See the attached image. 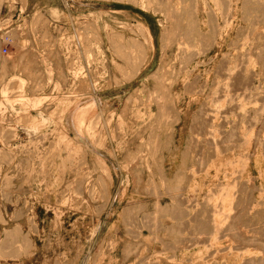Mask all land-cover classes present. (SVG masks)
Returning a JSON list of instances; mask_svg holds the SVG:
<instances>
[{"label":"rangeland","instance_id":"obj_1","mask_svg":"<svg viewBox=\"0 0 264 264\" xmlns=\"http://www.w3.org/2000/svg\"><path fill=\"white\" fill-rule=\"evenodd\" d=\"M17 1L19 0H4L0 10V264H207V262L208 264H211V262L212 264H228L231 251L237 247L235 240H239L236 231L231 230L232 232H230V226L232 227L234 218L237 215L236 207L239 202L245 203L246 201L247 203L252 200L254 183L264 190V172L260 173L261 170H264V163H262L264 161L262 157L264 156V109H262L264 107V23L262 25L258 23L261 25L258 26L256 23L258 19H251V17H257L258 10V17L261 12L264 15L263 10H260L263 8L264 0L261 1L262 8L258 6L259 9L257 4H254L256 8H253L250 0H247L249 3L245 2L246 0H217L219 4L214 0H199L200 14H197V20H194L195 14L193 12L194 16L192 18H190L192 13L188 12L193 11L190 5L193 0H190L191 2L188 0L189 5L188 2L184 5L183 0H137L138 4L129 0H20L23 9L18 12L16 22L3 21V6L7 3L13 5ZM46 2H48L47 5ZM204 2L210 3L209 5L213 9L210 11L211 8L206 7ZM232 3L237 9L234 19L230 18L229 9ZM244 3L247 8L251 5L250 7L255 13L251 8H248V16L251 15L250 13L254 14L249 19L246 15L247 8L244 7ZM34 4L36 5L35 9H33ZM220 4H223V6ZM248 4L250 5L248 6ZM258 5L260 4L258 3ZM40 6L44 7L41 8ZM217 6H219V9ZM53 9L58 11L59 18H65L62 21L61 19L56 20L57 22L53 21ZM181 9L185 13H180ZM163 10L166 13H168L166 10H173L170 11L172 15L169 12L168 17L175 15L179 21L177 22L175 16H173L174 19L170 18L168 21L169 18L166 19L167 14ZM219 10L223 11V15ZM45 11L51 16H48ZM213 11L218 17V22L215 21L214 26L216 32H212ZM6 12L5 10L4 15ZM188 13L190 14L188 15ZM38 14L40 15L38 16ZM182 14L184 17H182ZM188 17L189 21L185 22ZM180 18L183 20H180ZM227 19L230 20L231 25L225 24L228 22ZM43 20L47 22H43ZM173 20L175 28L172 24ZM253 20H255L257 26ZM191 21L200 24L199 28L204 31L201 38H205L207 42H205V39H201L202 42L200 41L199 34L194 31L195 29L198 32L197 29L199 28L194 25V22L191 24ZM250 22L252 23L250 24ZM175 23H181L182 28L178 27L179 24L176 26ZM186 23H189L192 27L195 26L193 28L195 35L191 31L193 34L191 37L192 34L187 32L189 37L185 40L186 36L184 34L187 30L184 27H187ZM35 24L37 25L35 26ZM171 24L173 25L172 29ZM141 25L149 30L152 38L149 37V33L146 31V38H144L143 33L138 29ZM225 25H227L226 28ZM166 27L171 34L168 38L171 37V39L168 40L170 43L167 42V47L164 46L165 49H163L162 37L168 31ZM180 28L181 30H179ZM221 28L223 29L221 30ZM172 30L173 32L176 31V34L171 33ZM47 31L48 33H46ZM78 31L80 34H78ZM219 31L222 33L220 36L218 35ZM79 35H82L83 38ZM209 36L215 42H212ZM5 37H9L13 42L10 45L3 43L1 39ZM145 39L147 42H145ZM150 39L154 44L155 51L152 55L148 51L147 58L150 54L148 68L143 67L138 75L133 77L129 75L128 77L127 58L130 57L131 51L124 49L127 47L126 44L135 41L138 45L140 43L141 46L148 49ZM188 39H192L195 45L191 44L192 41L190 44L185 43ZM115 41L122 48V52H115L114 46L111 45ZM210 41L211 43H209ZM183 46V51H186L181 53L180 50ZM5 47L8 49V54L2 55L1 52ZM260 51L263 53H260ZM176 59L177 64L174 63ZM167 64L168 66H166ZM158 67L163 69H161L164 73H162L164 75V77L162 75V81L164 78L165 81L160 80L158 87H155L154 81L149 78L151 74L158 71ZM194 69L195 73H193ZM173 70H175V73H173ZM125 75L127 76L125 77ZM175 81H178V83L175 84ZM21 82L25 83L23 87ZM161 82L165 83L163 84V86L165 85L164 88L162 86L160 88ZM188 82L195 87L186 91L188 85L186 83ZM174 84L173 92L171 90L170 93L169 86ZM225 86L229 89L227 90ZM5 87L9 88L6 95L3 94ZM152 88H155L153 92L158 90L157 92L160 95L157 92V94L153 93ZM158 88L165 91L159 92L160 89ZM167 91L169 92V98H167ZM161 93H164V96L167 94L165 96L167 99L174 100L175 98L177 101L178 111L176 110V113L178 112L181 118L180 123L176 125L178 144L181 136L184 139L180 154L186 150L188 142L195 138L193 136L197 133L195 117H200L199 113L205 107L210 108L208 111L209 118L212 119L214 115H217L214 118L217 120L215 123L217 127L222 129L221 134L218 135L220 138H218L219 148L217 147V149L219 151H217L218 160L216 162V168L218 169L210 167V162L207 165L204 163L203 166L205 165V167L201 166L194 156V161H191L192 158L189 157L187 163H185L187 165H185L181 159L182 155L181 158H177V164L173 167L168 158L179 156L174 147L173 153H166V158L170 157L167 158L168 161L166 166H163L164 168L161 167V151L154 153L155 156L152 157L153 150L161 147L162 141L158 137L159 134H162V131L170 126L168 125L169 122H166L168 119L166 118L165 121L164 117H160L157 106L152 102L157 98V95L162 97ZM154 94L156 97H154ZM225 94L227 97L223 99ZM150 99L151 101H149ZM90 104L96 105H93L94 108L88 114L81 132L78 133V125L80 124L79 121L74 122V116L80 108L88 107ZM214 111H218V113ZM243 118H246V120ZM97 120L100 121L97 122L98 124L95 123ZM90 123L95 124L94 127L97 128H94L96 132L94 138L87 132L86 126ZM246 123H248V126ZM75 127H77V130ZM223 132L224 134H222ZM10 133L11 135H9ZM234 134L235 136H233ZM13 135L16 137H13ZM226 135L228 136L226 140H230L229 142H224ZM41 137H45V141L40 142L39 138ZM62 139L64 140L63 143L61 142ZM260 140L261 145L258 143ZM241 141H245L243 142L244 145L246 142L249 143V146L248 144H246L248 147L243 146V143H240ZM58 142L62 144L58 145ZM98 142L104 145L102 146ZM52 143H54L56 149H52L54 147ZM226 143L227 146L229 145L228 147ZM238 144L241 145L239 148ZM219 152L227 155H220ZM33 153L34 156H31ZM246 153L251 156V166L241 173L243 171V168H241L243 167L241 164L242 158L246 159L248 157ZM245 155L246 158H244ZM239 156L241 157L240 162L238 161ZM133 160L137 161L133 162ZM63 161L66 165L65 168ZM231 163L236 166L231 167ZM156 166L159 169L155 170ZM150 167L152 170H150ZM172 167L173 172L171 171ZM181 167L186 168L181 171V182L178 183L172 176H175L179 169L182 170ZM104 168L108 170V173ZM186 169L188 170L186 171ZM217 170L220 172H217ZM150 171H153L154 178L151 177ZM166 171L171 174L168 181L166 173L163 174ZM184 173H186V176H184ZM109 174L111 175L110 179ZM162 176L167 178H165V182ZM171 179H174L173 182L171 181L172 183L170 182ZM195 179L198 182L202 181L204 186L193 189ZM176 184L179 185L176 187ZM180 184H182V187ZM223 186L227 189L223 190ZM211 189L214 193L217 190L214 196H212L214 193L211 192ZM221 189L223 194L226 190V192L231 191L230 194L223 195L226 197L225 199L222 197V202L223 200L226 201L223 203L225 204L224 208H229L228 205H232L235 211L232 206L224 211L225 215L229 213L230 221H228V217L225 219V215H222L221 219H224L221 223L224 226L222 228L221 225L220 229L223 231L219 230L215 234L217 231L214 232L211 217L213 214L212 205L215 202H220H218V199L221 200V194L218 192L222 191ZM259 194L261 195L259 196ZM171 195L176 198L173 200V197L170 198ZM233 195L236 197L233 198ZM215 196L216 198L213 199ZM256 196L261 203L264 202V192H257ZM260 198H263V201ZM190 199L191 201H189ZM65 200H68L67 203H64ZM187 201L190 203L188 202V204ZM208 202L210 204L205 205ZM179 205L180 208H177L176 206ZM175 207L176 211H180V214L174 212ZM185 208L186 211L188 209V212H185L186 214L184 213ZM233 211L236 213L230 215ZM181 213L186 216L184 217ZM174 214L178 217L174 218L176 216ZM179 217L181 218L179 219ZM224 220H227V223ZM156 224H158L157 228ZM169 229L173 230V234ZM175 229L178 231H175ZM8 231H14L13 233L19 231L18 238L9 241L7 238ZM214 238L216 239L214 240ZM188 240H191V245H189ZM181 242L183 243L181 244ZM196 244L199 246L196 247ZM193 245L194 247H191ZM224 258L225 260H223Z\"/></svg>","mask_w":264,"mask_h":264},{"label":"bare ground","instance_id":"obj_2","mask_svg":"<svg viewBox=\"0 0 264 264\" xmlns=\"http://www.w3.org/2000/svg\"><path fill=\"white\" fill-rule=\"evenodd\" d=\"M3 1L4 0H0V10H1V7H2V4H3ZM121 1V0H120ZM124 1V0H123ZM129 1H131V2H135V4L137 3V0H129ZM171 1V0H170ZM190 1V0H189ZM214 1H217V0H214ZM220 1V0H219ZM219 1H217L218 2V4H219ZM231 1V0H230ZM249 1V0H248ZM247 0L245 1V2H248ZM262 0H250V2L252 3V5H253V8L255 7V5L257 4V8L259 9V7L258 6H260V8H262V2H261ZM168 2V1H167ZM166 2V3H167ZM186 2H188V0H183L182 1V3L184 4V3H186ZM191 2V1H190ZM217 2H215V3H217ZM255 2V3H254ZM26 3V2H25ZM24 3V4H25ZM164 3V2H163ZM179 3V2H178ZM231 3V2H230ZM236 3V2H235ZM249 3V2H248ZM258 3L260 4V5H258ZM138 4V3H137ZM187 4V3H186ZM204 4L206 5V7H209V8H211L210 6L211 5H209L210 3H208V2H204ZM225 4V3H224ZM255 4V5H254ZM170 5V4H169ZM180 5V4H179ZM185 5V4H184ZM188 5H189V2H188ZM191 5V7H192V9H193V11H188V12H193L194 14H195V18H194V20H197L198 19V15L197 14H200L199 13V10H200V3H199V0H193L192 1V3L190 4ZM217 5V4H216ZM220 5H222L223 6V4H220ZM226 5V4H225ZM224 5V6H225ZM237 5V4H236ZM250 4H248V6H249ZM145 6V5H144ZM164 6V5H163ZM172 6V5H171ZM183 6V5H182ZM228 6H229V4H228ZM246 6V7H245ZM251 6V5H250ZM248 7V8H251L252 9V7ZM168 7V6H167ZM166 7V8H167ZM189 8H191L190 6H188ZM187 7V8H188ZM218 7V9H219V6H217ZM235 7L236 6H234V3H232V4H230V18H232V19H234L235 18V13H236V11H237V9H235ZM244 7L245 8H247V5L244 3ZM144 8V7H143ZM146 8H148V7H146ZM158 8H162V7H158ZM157 8V9H158ZM184 8H186L185 6H184ZM227 8H229V7H227ZM248 8H247V13L246 12H244V13H246V15L248 16L249 14H248ZM256 8V7H255ZM149 9V8H148ZM164 9V8H163ZM176 9V8H175ZM213 8H211L210 9V11L212 10ZM177 11H178V9H176ZM182 10V9H181ZM208 10V9H207ZM215 10V9H214ZM250 10V9H249ZM260 10H263V13H264V4H263V8L262 9H260ZM160 11V10H159ZM159 11H157V12H159ZM166 11H168V13H166L164 10H163V12H165L167 15H166V19L167 18H169L168 17V14H169V12L171 11H169V10H166ZM173 11V10H172ZM171 11V12H172ZM220 11V10H219ZM218 11V12H219ZM251 11V10H250ZM249 11V12H250ZM252 11H253V9H252ZM251 11V12H252ZM255 11H257V9H255ZM46 12V11H45ZM71 12V11H70ZM156 12V11H155ZM162 12V13H163ZM170 12V13H171ZM175 12V11H174ZM182 12H184L183 10L180 12V13H182ZM221 12V14L223 15V11L221 10L220 11ZM258 13L256 14L257 15V17H258V14H259V10L257 11ZM261 12V11H260ZM185 13V12H184ZM193 13L191 14L192 16L190 17V18H192L194 15H193ZM227 13V12H226ZM240 13V12H239ZM253 13H254V11H253ZM63 14V13H62ZM173 14H175V13H173ZM190 13H188V15H189ZM213 14V15H212ZM211 15L213 16L212 17V20L213 21H211L212 22V28H213V30H212V32H214L215 30H214V26H215V21H217V19H218V17H217V15H215L216 13L213 11V13H212ZM251 15L250 16H253L254 14H252V13H250ZM40 14H38V16H39ZM59 14H58V11H56L55 9H53L52 10V20L53 21H56V20H59V19H61V21H62V19H64L63 17L62 18H59V16H58ZM67 15V14H66ZM171 15H172V13H171ZM183 15V14H182ZM181 15V16H182ZM219 15V14H218ZM245 15V14H244ZM245 15V16H246ZM49 16V15H48ZM173 16H175V15H173ZM173 16L171 17L170 16V18H173ZM220 16V15H219ZM224 16H225V14H224ZM250 16H248L247 18L249 19V17ZM260 16H263V17H260ZM258 18L256 17H254V18H252L251 17V19H258V20H256V23H257V25L258 26H261L263 23H264V15L262 14V12H261V15H260ZM182 17H184V15L182 16ZM228 17V16H227ZM244 17V16H243ZM37 17H35V19H36ZM80 18V17H79ZM87 18V17H86ZM170 18L169 19H167L168 21L170 20ZM244 18H246V17H244ZM44 19V18H43ZM48 19V18H47ZM51 19V18H50ZM174 19V18H173ZM175 19H176V16H175ZM36 20H38V19H36ZM94 20V19H93ZM172 20V19H171ZM177 20V19H176ZM176 20H175V22H176ZM180 20H183V19H181L180 18ZM191 20V19H190ZM239 20V19H238ZM243 20H246V19H243ZM255 20H253V22L255 21ZM40 21H42L41 19H40ZM44 21H46V20H43V22ZM65 21V20H64ZM167 21V22H168ZM179 20H177V22H178ZM186 21H189V17H188V20H185V22ZM227 21H228V19H227ZM250 21H252V20H250ZM260 21V22H259ZM35 22H38V21H35ZM47 22V21H46ZM57 22V21H56ZM127 22V21H126ZM163 22V21H162ZM184 22V23H185ZM192 23L191 24H193V22H194V25H197L196 27L197 28H199L200 26V24L198 25V24H195L196 22L195 21H191ZM218 22V21H217ZM247 22V21H246ZM249 22V21H248ZM53 23V22H52ZM81 23V22H80ZM233 23H235V22H233ZM252 22H250V24H251ZM261 23V25H259V24ZM46 24V23H45ZM91 24V23H90ZM94 24H97V23H94ZM173 25H174V20H173V23H172ZM170 25V26H172L171 27V29L173 28V25ZM175 24H177L176 26H178V24L179 23H175ZM181 24V23H180ZM180 24H179V26L178 27H181L180 26ZM214 24V25H213ZM225 24H227V25H231V22H230V20L227 22V23H225ZM249 24V25H250ZM254 24H255V22H254ZM37 24H35V26H36ZM47 25V24H46ZM45 25V26H46ZM57 25V24H56ZM227 25H225L224 27L226 28V26ZM248 25V24H247ZM256 25V24H255ZM256 25V26H257ZM34 26V29L36 28ZM108 26V25H107ZM186 26L187 27H184V29L186 28V34H184L185 36H186V38H185V40L187 39V37H189L188 35H187V32L189 33H191L192 34V32H193V28L195 27H192L189 23L187 24L186 23ZM218 26H219V23H218ZM238 26V25H237ZM255 26V27H256ZM43 27V26H42ZM86 27V26H85ZM124 27H126V26H124ZM141 27H142V29H141ZM202 27V26H201ZM250 27V26H249ZM253 27V26H252ZM251 27V28H252ZM254 27V28H255ZM38 28V27H37ZM41 28V27H40ZM60 28V27H59ZM128 28V27H127ZM174 28H175V25H174ZM182 28V27H181ZM181 28L179 29V30H181ZM256 28H259V27H256ZM255 28V30H257ZM33 29V30H34ZM46 29V28H45ZM91 29V28H90ZM130 29V28H129ZM138 29H140V31L143 33L142 35H144V38H146V34L147 33H149V37L150 38H152V36H151V34H150V32H149V30L146 28V27H144V26H139L138 27ZM171 29H170V31H171ZM215 29H216V27H215ZM218 29V28H217ZM223 28H221V30H222ZM38 30H39V28H38ZM41 30V29H40ZM60 30V29H59ZM61 30H62V28H61ZM83 30H85V29H83ZM97 30H99V29H97ZM109 30V29H108ZM166 30H168L167 29V27H166ZM176 30L178 31V29H177V27H176ZM198 30V32L194 29V31L196 32V33H198L199 34V39H200V41H201V39L203 40V39H205V38H201V36H202V34L204 33V31H202V28L200 29H197ZM220 30V31H221ZM226 30V29H225ZM224 30V31H225ZM37 31V30H36ZM42 31V30H41ZM81 31V30H80ZM95 31V30H94ZM145 31L147 32V33H145ZM192 31V32H191ZM218 32V35L220 36V35H222V33L221 32ZM237 31V30H236ZM261 31V30H260ZM39 32V31H38ZM38 32H37V34H38ZM61 32V31H60ZM65 32V31H64ZM67 32V31H66ZM79 32V31H78ZM119 32V31H118ZM135 32V31H134ZM176 32V31H175ZM175 32H173V30H172V32L171 33H175ZM216 32V31H215ZM223 32V31H222ZM254 32V31H253ZM256 32V31H255ZM257 32H258V30H257ZM46 33H48V31L46 32ZM55 33V32H54ZM81 33H82V31H81ZM84 33V32H83ZM100 33V32H99ZM98 33V34H99ZM226 33V32H225ZM51 34V33H50ZM64 34V33H63ZM62 34V35H63ZM78 34H80V32L78 33ZM109 34V33H108ZM119 34V33H118ZM121 34V33H120ZM123 34V33H122ZM169 30L168 31H166L165 32V34L163 35V42H164V45H163V47L165 46V47H167V42H168V40H170L171 39V37H170V39L168 38V36H169ZM176 34V33H175ZM179 34V33H178ZM190 34V35H191ZM193 34H194V32H193ZM193 34L191 35V37L193 36ZM213 34V33H212ZM212 34H211V36H212ZM71 35V34H70ZM83 35H85V34H83ZM89 35H91V34H89ZM101 35V34H100ZM113 35H114V33H113ZM183 35V36H184ZM195 35V34H194ZM197 35V34H196ZM205 35H206V33H205ZM208 35V34H207ZM49 36V35H48ZM82 37V35H79V37ZM99 36V35H98ZM109 36V35H108ZM120 36H122V35H120ZM170 36H171V34H170ZM173 36V35H172ZM248 36V35H247ZM260 36H261V33H260ZM15 37V36H14ZM46 37V36H45ZM91 37H92V35H91ZM93 37H94V35H93ZM96 37V36H95ZM125 37V36H124ZM149 37H148V39H149ZM203 37V36H202ZM212 37H214V36H212ZM54 38V37H53ZM83 38V37H82ZM85 38V37H84ZM98 38V37H97ZM100 38V37H99ZM176 38H178V37H176ZM183 38V37H182ZM194 38H196V36H194ZM206 38H207V36H206ZM209 38L211 39V37L209 36ZM221 38V37H220ZM47 39H48V37H47ZM184 39V38H183ZM182 39V40H183ZM193 39V38H192ZM188 39V41H185V43L186 42H188V44H190V42L192 41V43L191 44H193V40H195V39ZM197 40H198V38H196ZM213 39V38H212ZM211 39V41L212 42H215V40H212ZM240 39V38H239ZM59 40V39H58ZM102 40V39H101ZM112 40V39H111ZM146 40V39H145ZM179 40V39H178ZM247 40V39H246ZM51 41V40H50ZM55 41V40H54ZM96 41V40H95ZM131 41H132V39H131ZM149 41V40H148ZM183 41V42H184ZM211 41L209 42V43H211ZM243 41V40H242ZM103 42V41H102ZM145 42H147V40L145 41ZM182 42V43H183ZM202 42V41H201ZM200 42V43H201ZM205 42H207V40L205 39ZM217 42V41H216ZM238 42V41H237ZM60 43V42H59ZM168 43H170V42H168ZM181 43V42H180ZM179 43V44H180ZM185 43H183L184 45H185ZM252 43V42H251ZM55 44V43H54ZM234 44V43H233ZM90 45V44H89ZM111 45H113L112 47L115 49V52L116 53H120V52H122V48H120L119 46H118V43H117V41H115V42H113ZM127 45V49L126 48H124L126 51H129L130 52V57L128 56V58H127V60H128V62H127V65L129 66V72H128V77H129V75H131L132 77L133 76H136V75H138L140 72H141V70H142V68L143 67H147L148 68V66H149V62H150V54L152 55L153 54V51H155L154 50V44L152 43V41H151V39H150V42H149V46H148V49L147 48H144L143 46H141L140 45V43H139V45H138V43H136L135 41H133V42H131V43H127L126 44ZM193 45H195V44H193ZM192 45V46H193ZM211 45V44H210ZM246 45V44H245ZM59 46V45H58ZM169 46H171V45H169ZM168 46V47H169ZM188 47H189V45H187ZM191 46V45H190ZM191 46V47H192ZM253 46V45H252ZM251 46V47H252ZM54 47H55V45H54ZM64 47V46H63ZM162 47V48H163ZM165 47L163 48V49H165ZM194 47V46H193ZM211 47V46H210ZM58 48H60V47H58ZM62 48V47H61ZM60 48V49H61ZM120 48V51L118 50ZM117 49V50H116ZM123 49V50H124ZM183 49H184V46H183V48H182V50H180V52L182 53V51H183ZM234 49V48H233ZM263 49V48H262ZM196 50V49H195ZM194 50V51H195ZM203 50V49H202ZM222 50V49H221ZM90 51V50H89ZM118 51V52H117ZM150 52V54H149V58H147L148 57V53ZM184 51H186V50H184ZM184 51H183V53H184ZM197 51V50H196ZM191 52V51H190ZM199 52V51H198ZM197 52V53H198ZM247 52V51H246ZM255 52V51H254ZM250 53H251V51H250ZM260 53H263L262 51H260ZM113 54V53H112ZM115 54V53H114ZM121 54H123V53H121ZM165 54V53H164ZM179 54V53H178ZM191 54V53H190ZM244 54V53H243ZM88 55V54H87ZM185 55H187L186 53H185ZM184 55V56H185ZM194 55V54H193ZM240 55V54H239ZM245 55H247V54H245ZM244 55V56H245ZM191 56V55H190ZM237 56V55H236ZM252 56V55H251ZM182 57V56H181ZM247 57V56H246ZM258 57V56H257ZM184 58V57H183ZM226 58V57H225ZM243 58V57H242ZM161 59H163V58H161ZM200 59V58H199ZM187 60V59H186ZM190 60V59H189ZM210 60V59H209ZM238 60V59H237ZM248 60V59H247ZM172 61V60H171ZM180 61V60H179ZM232 61V60H231ZM230 61V62H231ZM177 62V59H176V61L174 62L175 64H177L176 63ZM188 62V61H187ZM204 62V61H203ZM237 62V61H236ZM171 63V62H170ZM184 63V62H183ZM190 63V62H189ZM199 63V62H198ZM238 63V62H237ZM236 63V64H237ZM241 63H243V62H241ZM118 64V63H117ZM117 64H116V66H117ZM173 64V63H172ZM197 64V63H196ZM240 64V63H239ZM182 65V64H181ZM243 65V64H242ZM244 65H246V64H244ZM166 66H168V64L166 65ZM160 67V66H159ZM157 68V70L158 71H155V73H153V74H151V76H150V78L149 79H151V80H153L154 81V85H155V87H158V84H160V80L162 81V75L164 74L163 73V65H162V70L160 69V68ZM173 67H175V65H173ZM240 67V66H239ZM119 68V67H118ZM166 68V67H165ZM176 68V67H175ZM174 68V69H175ZM180 68H181V66H180ZM191 68V67H190ZM195 68V67H194ZM196 68H198L197 66H196ZM230 68H231V66H230ZM238 68V67H237ZM241 68V67H240ZM24 69H26V68H24ZM120 69V68H119ZM186 69V68H185ZM188 69V68H187ZM199 69V68H198ZM181 70V69H180ZM211 70V69H210ZM162 71V72H161ZM166 71V70H165ZM194 72L193 73H195V69L193 70ZM205 71V70H204ZM215 71V70H214ZM232 71V70H231ZM236 71V70H235ZM246 71V70H245ZM2 72H4V71H2ZM125 72H126V70H125ZM124 72V73H125ZM163 73V74H162ZM168 73H169V71H168ZM173 73H175V70H173ZM192 73V74H193ZM48 74V73H47ZM126 74V73H125ZM170 74H171V72H170ZM191 74V73H190ZM236 74V73H235ZM173 75V74H172ZM177 75H179V74H177ZM205 75V74H204ZM234 75V74H233ZM239 75V74H238ZM30 76H32V75H30ZM127 75H125V77H126ZM182 76V75H181ZM229 76V75H228ZM138 77V76H137ZM163 77H164V75H163ZM180 77V76H179ZM178 77V78H179ZM48 78V77H47ZM177 78V79H178ZM190 78H192V77H190ZM231 78V77H230ZM59 79V78H58ZM127 79V78H126ZM167 79V78H166ZM228 79V78H227ZM19 80V79H18ZM168 80H170V79H168ZM198 80H200V79H198ZM218 80H220V79H218ZM226 80V79H225ZM244 80V79H243ZM163 81H165V78H164V80ZM162 81V82H163ZM171 81V80H170ZM188 81H189V79H188ZM227 81V80H226ZM230 81V80H229ZM228 81V82H229ZM232 81V80H231ZM264 81V80H263ZM10 82V81H9ZM161 82V83H162ZM22 83V82H21ZM96 83V82H95ZM166 83H167V81H166ZM171 83V82H170ZM178 83V81L176 82L175 81V84H177ZM225 83V82H224ZM10 84H11V82H10ZM24 84L25 83H22V87L24 86ZM90 84V83H89ZM163 84H165V83H162V85H160V88H161V86L164 88V86H163ZM175 84L174 85H170L169 86V91H170V93H171V90L174 88V86H175ZM186 84H188L187 85V87H186V91H189L190 90V88H192V87H195L194 85H192V83H186ZM220 84V83H219ZM223 84V83H222ZM226 84V83H225ZM8 85V84H7ZM33 85V84H32ZM197 85H198V82H197ZM227 85V84H226ZM218 86V85H217ZM221 86V85H220ZM228 86V85H227ZM227 86H225V88L227 87ZM8 87V86H7ZM88 87V86H87ZM203 87V86H202ZM214 87H216V86H214ZM160 88H158V89H160ZM167 88V87H166ZM221 88V87H220ZM153 89H155V88H152V92H153ZM194 89V88H193ZM227 89V88H226ZM226 89H225V91H226ZM229 89V88H228ZM227 89V90H228ZM263 89V88H262ZM12 90V89H11ZM10 90V91H11ZM164 89H160V91L159 92H162ZM168 90V89H167ZM218 90V89H217ZM155 91V90H154ZM158 91V90H157ZM156 91V92H157ZM165 91V90H164ZM163 91V92H164ZM223 91V90H222ZM224 91V92H225ZM232 91V90H231ZM246 91V90H245ZM247 91H249V90H247ZM262 91V90H261ZM9 92V88H6L5 87V89L3 90V94L4 95H6L7 93ZM80 92V91H79ZM85 92H86V90H85ZM92 92V91H91ZM152 92H150V93H152ZM156 92H153V93H156ZM168 92V91H167ZM172 92H173V90H172ZM191 92V91H190ZM189 92V93H190ZM213 92V91H212ZM215 92V91H214ZM223 92V93H224ZM251 92V91H250ZM254 92V91H253ZM258 92V91H257ZM16 93V92H15ZM18 93V92H17ZM136 93V92H135ZM158 93V92H157ZM156 93V94H157ZM227 93H229V92H227ZM14 94V93H13ZM159 95H160V93H158ZM166 94V93H165ZM168 94V97L167 98H169L170 96H169V92L167 93ZM166 94V95H167ZM179 94V93H178ZM231 94V93H230ZM229 94V95H230ZM252 94V93H251ZM11 95V94H10ZM9 95V96H10ZM137 95V94H136ZM135 95V96H136ZM159 95H157V98H155L152 102L153 103H155V105L157 106V108H158V114L160 115V117L161 118H163L164 117V120L166 121V118L168 119V121H166V122H169L168 123V125H170V126H168L169 128H166L164 131H162V134L160 133L159 134V138L161 139V147L160 148H155L154 150H153V153H151V155H152V157L153 156H155L154 155V153H158V152H160V160H161V167L162 168H164L163 166L165 165L166 166V162L168 161V159L170 160V162L173 164V167L174 166H176V164H177V158H181V155H182V160L184 161L183 163L185 164V163H187L186 161H188V158L189 157H191L192 159H191V161L193 160V156L194 157H196L197 158V160H198V162H199V164L201 165V166H203V164L204 163H206V165H207V163H211V166L210 167H217V160H218V152L217 151H219V149H217V147L219 146V140H218V138H219V136L218 135H220L221 134V128H219V127H217V124L215 123V121H217L216 119H214L217 115H214L213 117L214 118H209V109L210 108H208V107H205V109H203L202 111H201V113H199V115H200V117H195V127H196V134L195 135H193V136H195V138L194 139H192L190 142H188V144H187V147H186V150L182 153V154H180V151L182 150L181 148V145H182V143H183V141H184V139H183V136H181L180 137V140H179V144H178V142H177V138H178V136H177V129H176V125L178 124V123H180V121H181V118L179 117V113L177 114L176 113V110H177V108H178V105H177V101L175 100V98H174V100H169V99H167L165 96H164V93L162 94L161 93V95H162V97L161 96H159ZM212 95H214V94H212ZM218 95V94H217ZM228 95V94H227ZM259 95V94H258ZM22 96V95H21ZM171 96H172V94H171ZM193 96V95H192ZM241 96V95H240ZM245 96H247V95H245ZM17 97V96H16ZM137 97H138V99H139V96L137 95ZM152 97H153V95H152ZM154 97H156L155 96V94H154ZM159 97V98H158ZM179 97V96H178ZM185 97V96H184ZM200 97V96H199ZM212 97V96H211ZM227 96H226V94H225V97H223V99L224 98H226ZM230 97H231V95H230ZM236 97V96H235ZM12 98V97H11ZM18 98V97H17ZM177 98V97H176ZM214 98H215V96H214ZM232 98V97H231ZM250 98V97H249ZM253 98V97H252ZM153 99V98H152ZM206 99V98H205ZM14 100V99H13ZM12 100V101H13ZM140 100H141V98H140ZM248 100V99H247ZM256 100H257V98H256ZM142 101V100H141ZM149 101H151V99L149 100ZM149 101H147V102H149ZM251 101V100H250ZM143 102V101H142ZM206 102V101H205ZM232 102V101H231ZM249 102V101H248ZM253 102V101H252ZM145 103V102H144ZM213 103V102H212ZM215 103V102H214ZM213 103V104H214ZM218 102H216V104H217ZM220 103H221V101H220ZM229 103V102H228ZM236 103V102H235ZM255 103V102H254ZM260 103V102H259ZM151 104V103H150ZM149 104V105H150ZM219 104V103H218ZM94 104H90L88 107H84V108H80V110H78V113H76V115L74 116V122H78L79 121V124L80 125H78V133H80L81 132V128L83 127V125L85 124V121H86V119H87V117H88V114L91 112V110H92V108H94V106L96 105H94ZM106 105H107V103H106ZM242 105V104H241ZM48 106V105H47ZM144 106V105H143ZM148 106V105H147ZM172 106V107H171ZM219 106H220V104H219ZM219 106H217L218 108H219ZM44 107H46V106H44ZM137 107V106H136ZM170 107V108H169ZM182 107V106H181ZM186 107V106H185ZM241 107V106H240ZM262 107V106H261ZM128 108V107H127ZM157 108H156V110H157ZM172 108V109H171ZM203 108V107H202ZM141 109V108H140ZM150 109V108H149ZM214 109H216V108H214ZM220 109V108H219ZM262 109H264V107H262ZM47 110V109H46ZM94 110V109H93ZM126 110V109H125ZM131 110V109H130ZM172 110H173V112H174V114H173V112H172ZM261 110V109H260ZM178 111V110H177ZM257 111V110H256ZM255 111V112H256ZM77 112V111H76ZM103 112V111H102ZM180 112V111H179ZM203 112V113H202ZM214 112H217L218 113V111H214ZM214 112H213V114H214ZM233 112V111H232ZM240 112V111H239ZM242 112V111H241ZM101 113V112H100ZM103 113H105V112H103ZM236 113V112H235ZM259 113V112H258ZM264 113V112H263ZM262 113V114H263ZM123 114V113H122ZM150 114H151V112H150ZM180 114H182V113H180ZM213 114H211V115H213ZM101 115V114H100ZM110 115V114H109ZM125 115H126V113H125ZM172 115V116H171ZM175 115V116H174ZM244 115V114H243ZM245 115H247V114H245ZM249 115V114H248ZM260 115V114H259ZM103 116V115H102ZM197 116V115H196ZM97 117V116H96ZM98 117H99V114H98ZM248 117V116H247ZM246 117V118H247ZM22 118H23V115H22ZM100 118V117H99ZM98 118V119H99ZM152 118H154L153 116H152ZM161 118H160V120H161ZM246 118H243L244 120H246ZM28 119V118H27ZM38 119V118H37ZM102 119V118H101ZM169 119H170V121H169ZM194 119V118H193ZM253 119V118H252ZM183 120H184V118H183ZM235 120V119H234ZM255 120H257V119H255ZM151 121V120H150ZM238 121V120H237ZM250 121V120H249ZM14 122V121H13ZM92 122H95V121H92ZM99 123L100 121L99 120H97L95 123ZM183 122V121H182ZM194 122V121H193ZM232 122V121H231ZM245 122V121H244ZM252 122V121H251ZM75 123V124H76ZM97 123V124H98ZM73 124V123H72ZM96 124V125H97ZM107 124V123H106ZM167 124V123H166ZM241 124V123H240ZM247 124V126H248V123H246ZM160 125H161V123H160ZM203 125H205V127H203ZM251 125V124H250ZM95 126V124L93 125V123L91 124H89V125H87L86 127H87V132H88V134L92 137V138H94V137H96L95 136V129H97V128H95L94 127ZM134 126V125H133ZM202 126V127H201ZM208 126V127H207ZM222 127H223V125H221ZM225 126V125H224ZM239 126V125H238ZM257 126V125H256ZM95 128V129H94ZM117 128V127H116ZM136 128V127H135ZM134 128V129H135ZM162 128V127H161ZM205 128V129H204ZM248 128V127H247ZM255 128V127H254ZM3 129V128H2ZM75 129L77 130V127H75ZM118 129H119V127H118ZM133 129V128H132ZM190 129V128H189ZM192 129V128H191ZM256 129V128H255ZM8 130V129H7ZM13 131H14V129H12ZM162 130V129H161ZM236 130V129H235ZM121 131V130H120ZM123 131V130H122ZM234 131V130H233ZM250 131V130H249ZM1 132V131H0ZM42 132V131H41ZM115 132V131H114ZM150 132V131H149ZM192 132H193V130H192ZM225 132V131H224ZM224 132L222 133V134H224ZM255 132V131H254ZM3 133V132H2ZM13 133V132H12ZM16 133V132H15ZM39 133V132H38ZM117 133V132H116ZM123 133H124V131H123ZM123 133H121V134H123ZM183 133V132H182ZM191 133V132H190ZM231 133V132H230ZM249 133V132H248ZM1 134V133H0ZM4 134V133H3ZM37 134V133H36ZM36 134H34V135H36ZM152 134V133H151ZM225 134H226V132H225ZM5 135V134H4ZM9 135H11V133L9 134ZM29 135V134H28ZM118 135V134H117ZM124 135V134H123ZM192 135V134H191ZM231 135V134H230ZM8 136V135H7ZM37 136V135H36ZM103 136V135H102ZM101 136V137H102ZM150 136V135H149ZM153 136V135H152ZM222 136V135H221ZM232 136V135H231ZM233 136H235V134L233 135ZM245 136H246V134H245ZM4 137V136H3ZM13 137H16V136H14L13 135ZM81 137V136H80ZM99 137H100V135H99ZM227 137V138H226ZM258 137V136H257ZM256 137V138H257ZM34 138V137H33ZM238 138V137H237ZM240 138V137H239ZM242 138V137H241ZM259 138H261L260 136H259ZM259 138H257V139H259ZM6 139V138H5ZM64 139V138H63ZM62 139V141L61 140H59V141H61L62 143L64 142V140ZM220 139V138H219ZM226 139H228V136L226 135L225 136V141L224 142H227L228 140H226ZM243 139V138H242ZM244 139H245V137H244ZM31 140V139H30ZM80 140V139H79ZM86 140V139H85ZM150 140H151V137H150ZM234 140V139H233ZM264 140V139H263ZM39 141L41 142V141H45V137H41V138H39ZM100 141V140H99ZM142 141V140H141ZM186 141V140H185ZM230 141V140H229ZM228 141V142H229ZM257 141V140H256ZM51 142V141H50ZM60 142V144H59V142H58V145H61L62 143ZM97 142V141H96ZM243 142H245V141H243ZM242 141L240 142V143H243ZM263 142V141H262ZM89 143V142H88ZM99 144H100V142H98ZM233 143H234V141H233ZM237 143V142H236ZM256 143V142H255ZM260 145H261V140H260V142H258ZM8 144V143H7ZM50 144V143H49ZM48 144V145H49ZM53 144V146H54V143H52ZM55 144H56V142H55ZM102 144V143H101ZM100 144V145H101ZM184 144V143H183ZM224 143H223V141H222V145H223ZM235 144V143H234ZM246 144H248V146H249V143H247L246 142ZM245 144V145H246ZM9 146H10V144H8ZM104 144H102V146H103ZM148 145V144H147ZM239 145V144H238ZM244 145V143H243V146H245ZM225 146V145H224ZM226 146H227V143H226ZM225 146V147H226ZM229 146V145H228ZM227 146V147H228ZM241 145H239L238 146V148L240 147ZM247 146V145H246ZM247 146V147H248ZM258 146V145H257ZM52 147V146H51ZM152 147V146H151ZM173 147L175 148V152H177V155L179 154V156H176V158L174 157V158H171L170 156H168V157H170V158H166V153L167 152H172L173 151ZM53 148H55V146L54 147H52V149ZM219 148V147H218ZM23 149V148H22ZM32 149V148H31ZM30 149V151H32ZM56 149V148H55ZM142 149V148H141ZM222 149V148H221ZM220 149V150H221ZM233 149V148H232ZM258 149V148H257ZM255 150V149H254ZM86 151V150H85ZM99 151V150H98ZM150 151V150H149ZM74 152V151H73ZM95 152V151H94ZM247 152V151H246ZM28 153V152H27ZM32 153V152H31ZM126 153V152H125ZM173 153V152H172ZM257 153V152H256ZM29 154V153H28ZM50 154V153H49ZM169 154V153H168ZM171 154V153H170ZM219 154L221 155L222 153H220L219 152ZM235 154V153H234ZM30 155V154H29ZM222 155H224V154H222ZM225 155H227V154H225ZM224 155V156H225ZM246 155H247V153H246ZM246 155L244 156V158H246ZM248 155H250V154H248ZM247 155V156H248ZM14 156V155H13ZM31 156H34V153H33V155H31ZM82 156H84V155H82ZM242 156V155H241ZM149 157H150V155H149ZM240 157V156H239ZM257 157V156H256ZM259 157V156H258ZM261 157V156H260ZM263 158H264V156H262ZM261 157V158H262ZM85 158V157H84ZM212 158H213V160H212ZM34 159V158H33ZM81 159V158H80ZM131 160H132V158H130ZM152 159H154V158H152ZM209 159V161H207ZM241 160V157L240 158H238V161L240 162V160ZM253 159V158H252ZM86 160V159H85ZM155 160V159H154ZM196 160V159H195ZM87 161V160H86ZM109 161V160H108ZM135 161H137V160H135ZM134 160H133V162H135ZM147 161V160H146ZM194 161V160H193ZM263 161V160H262ZM74 162V161H73ZM81 162V161H80ZM124 162V161H123ZM155 162V161H154ZM229 162V160L227 161V163ZM233 162V161H232ZM237 162V161H236ZM235 162V163H236ZM260 162H261V160H260ZM65 162L63 161V164H64ZM87 163V162H86ZM127 163V162H126ZM182 163V164H183ZM209 163V164H210ZM250 163H251V156H248L246 159H243L242 158V166L243 167H241V168H243V171H241V173L242 172H244V170L245 169H249L248 167L249 166H251L250 165ZM257 163V162H256ZM262 163H264V161L262 162ZM46 164V163H45ZM131 164V163H130ZM179 164V163H178ZM183 164V166H185V165H187V164H185L184 165ZM192 164H193V162H192ZM198 164V163H197ZM232 164V163H231ZM230 164V166L231 167H233V165H234V163L231 165ZM237 164V163H236ZM239 164V163H238ZM65 165V164H64ZM133 165V164H132ZM223 165V164H222ZM257 165H258V163H257ZM261 165H263V164H261ZM29 166V165H28ZM181 166V165H180ZM192 166H194V165H192ZM196 166V165H195ZM198 166V165H197ZM226 166H227V164H226ZM234 166H236V165H234ZM264 166V165H263ZM30 167V166H29ZM66 167V165L64 166V168ZM82 167V166H81ZM149 167V166H148ZM147 167V168H148ZM173 167L171 168V171L173 170ZM203 167H205V165L203 166ZM220 167H223V166H220ZM228 167V166H227ZM151 168V167H150ZM149 168V169H150ZM182 168V167H181ZM184 168V167H183ZM183 168H182V170L181 169H179L176 173H175V176H172V177H174L175 178V181L176 182H178V183H180L181 182V171H183ZM186 168V167H185ZM185 168H184V170H185ZM189 168H191V167H189ZM208 168V167H207ZM261 168V167H260ZM264 168V167H263ZM105 170H106V172L108 173V170L106 169V168H104ZM148 169V170H149ZM157 169H159L158 168V166H156V169L155 170H157ZM203 169V168H202ZM216 169H218V168H216ZM239 169V168H238ZM150 170H152V168L150 169ZM168 170V169H167ZM188 169H186V171H187ZM96 171V170H95ZM185 171V172H186ZM205 171H207V170H205ZM219 170H217V172H218ZM224 171V170H223ZM228 171V170H227ZM235 171V170H234ZM161 172H162V170H161ZM160 172V173H161ZM173 172V171H172ZM220 172V171H219ZM238 172V171H237ZM248 172V171H247ZM262 172H264V170L262 171L261 170V174H262ZM66 173V172H65ZM80 173V172H79ZM139 173V172H138ZM165 173H166V175H167V178L166 177H163V181L165 182L166 181V179H167V181L169 180V176L171 175L169 172H163V174L165 175ZM188 173V172H187ZM193 173V172H192ZM216 173V172H215ZM235 173V172H234ZM48 174V173H47ZM174 174V173H173ZM185 175L184 176H186V173H184ZM207 174H210V173H207ZM212 174V173H211ZM235 174H237V173H235ZM234 174V175H235ZM150 175H151V177L152 178H154V176H153V171H150ZM162 175V174H161ZM204 175V174H203ZM226 175H227V173H226ZM242 175V174H241ZM14 176V175H13ZM183 176V175H182ZM212 176V175H211ZM210 176V177H211ZM227 176H229V175H227ZM233 176V175H232ZM235 176H237V175H235ZM108 177H109V179L111 178V175L109 174L108 175ZM162 177H161V179H162ZM209 177V176H208ZM212 177H214V176H212ZM225 177V176H224ZM230 177V176H229ZM264 177V176H263ZM77 178V177H76ZM160 178V177H159ZM166 178V179H165ZM218 178V177H217ZM240 178V177H239ZM87 179V178H86ZM151 179V178H150ZM182 179H184V178H182ZM212 179V178H211ZM215 179H216V176H215ZM226 179H227V177H226ZM225 179V180H226ZM28 180V179H27ZM82 180V179H81ZM104 180V179H103ZM142 180V179H141ZM210 180V179H209ZM218 180V179H217ZM99 181V180H98ZM101 181V180H100ZM173 182L174 181V179L172 180H170V182ZM185 181V180H184ZM208 181V180H207ZM171 182V183H172ZM192 182V181H191ZM209 182V181H208ZM223 182V181H222ZM62 183H64V182H62ZM86 183V182H85ZM98 183V182H97ZM104 183V182H103ZM236 183H238V182H236ZM101 184V183H100ZM208 184V183H207ZM16 185V184H15ZM49 185V184H48ZM72 185V184H71ZM70 185V186H71ZM77 185V184H76ZM104 185V184H103ZM166 185V184H165ZM179 184H176V187L178 186ZM182 184H180V186H181ZM233 185H235V184H233ZM233 185H231V186H233ZM238 185V184H237ZM236 185V186H237ZM240 185V184H239ZM33 186V185H32ZM31 186V187H32ZM97 186V185H96ZM102 186V185H101ZM202 186H204V184H203V182L202 181H200V182H198L197 181V179H195L194 180V184H193V189H198V188H201ZM219 186V185H218ZM221 186H222V184H221ZM225 187H227L226 185H224ZM223 186V187H224ZM235 186V187H236ZM242 186V185H241ZM30 187V188H31ZM48 187V186H47ZM61 187V186H60ZM68 187V186H67ZM182 187V186H181ZM214 187V186H213ZM222 187V188H223ZM223 188V190H225V189H227V188ZM69 188V187H68ZM165 188H166V186H165ZM170 188V187H169ZM211 188V187H210ZM219 188H221V187H219ZM218 188V189H219ZM71 189V188H70ZM106 189V188H105ZM182 189V188H181ZM180 189V190H181ZM183 189H184V187H183ZM216 189H217V187H216ZM230 189H231V187H230ZM34 190V189H33ZM54 190V189H53ZM77 190V189H76ZM99 190V189H98ZM108 190H109V188H108ZM168 190V189H167ZM220 190V189H219ZM222 190V189H221ZM223 190L222 191H219L218 193H220L221 194V196H220V198H221V200L220 199H218V202L220 201V202H222V197H224L223 195L224 194H226V193H228V194H230V190L228 189V191H230V192H226V191H224L225 193L223 194ZM232 190H234V188H232ZM254 193H253V197H252V200L250 201V202H247L246 203V201H245V203H238V206L236 207L237 208V215H236V217L234 218V222H233V225H232V227L230 226V232H232V231H236V233L238 234V235H236V236H238L239 237V240H235V245H237V247L236 248H234L231 252V257L229 256V259H230V261L229 260H227V261H229V262H227L228 264H264V259H263V257H264V202H260L259 200H258V198H257V196H256V193L257 192H260L261 191V193L262 192H264V190H263V188H260L259 186H257V184L256 183H254ZM49 191V190H48ZM66 191V190H65ZM75 191V190H74ZM81 191V190H80ZM169 191V190H168ZM176 191V190H175ZM177 191H178V189H177ZM210 191V190H209ZM215 191V190H214ZM234 191H236V190H234ZM233 191V193H235ZM38 192V191H37ZM53 192V191H52ZM93 192V191H92ZM165 192H166V190H165ZM184 192V191H183ZM211 192L212 193H214L213 191H212V189H211ZM210 192V193H211ZM216 192H217V190H216ZM216 192L212 195V196H214L215 194H216ZM222 192V193H221ZM241 192V191H240ZM169 193V192H168ZM171 193V192H170ZM182 193V192H181ZM237 193H238V189H237ZM77 194V193H76ZM80 195V194H79ZM187 195V194H186ZM207 195V194H206ZM227 195V194H226ZM225 195V196H226ZM235 195H237V194H235ZM235 195H233V198L234 197H236ZM246 195V194H245ZM258 195V194H257ZM261 194H259V196H260ZM82 196V195H81ZM155 196V195H154ZM179 196V195H178ZM177 196V197H178ZM204 196V195H203ZM210 196V195H209ZM46 197V196H45ZM173 196L171 195L170 196V198H172ZM190 197H192V195H190ZM194 197H195V195H194ZM197 197H198V195H197ZM176 197H173L172 199L174 200ZM209 198V197H208ZM213 198V197H212ZM216 198V196L213 198V199H215ZM226 197H224L223 199H225ZM238 198V197H237ZM63 199H65V198H63ZM169 199V198H168ZM183 199H185V198H183ZM198 199V198H197ZM262 201H263V198H260ZM187 200V199H186ZM196 200V199H195ZM208 200V199H207ZM207 200H206V202H207ZM209 200H211V199H209ZM232 200H234V199H232ZM60 201V200H59ZM63 201V200H62ZM61 201V202H62ZM67 201L68 200H65L64 201V203L66 202L67 203ZM184 201V200H183ZM189 201H191V199L189 200ZM189 201H187V203L189 202ZM194 201V200H193ZM199 201V200H198ZM203 201V200H202ZM205 201V200H204ZM216 201V200H215ZM225 200H223V202L222 203H216L215 202V204H213L212 206H213V214L211 215V217H212V221H213V227H214V232H215V230L217 231L215 234H217L218 233V231L220 230V231H223L222 229H220L221 228V225H222V228H223V224L221 223V222H223V219H221V216L222 215H225V210L227 209H229V208H231L230 206H232V205H228V204H226V205H228L229 206V208H224V205L225 204H223V203H225L224 202ZM229 201V200H228ZM158 202V201H157ZM179 202V201H178ZM200 202V201H199ZM198 202V203H199ZM210 203L212 202V201H209ZM205 203V205H209L210 203ZM233 202V201H232ZM231 202V203H232ZM235 202V201H234ZM233 202V203H234ZM106 203V202H105ZM179 203H182V202H179ZM190 203V202H189ZM188 203V204H189ZM198 203H196V204H198ZM232 203V204H233ZM62 204V203H61ZM133 204V203H132ZM160 204V203H159ZM204 204V203H203ZM229 204H230V202H229ZM106 205V204H105ZM182 205V204H181ZM130 206V205H129ZM159 206V205H158ZM173 206V205H172ZM185 206V205H184ZM198 206H199V204H198ZM198 206H197V208H198ZM201 206V205H200ZM204 206V205H203ZM130 207H132V206H130ZM129 207V208H130ZM177 208L179 207L180 208V205L179 206H176ZM176 207H175V213L176 214H178L180 211H176L177 209H176ZM227 207V206H226ZM233 207V206H232ZM260 207H261V209H260ZM263 207V208H262ZM126 208V207H125ZM159 208V207H158ZM169 208V207H168ZM183 208V207H182ZM187 208V207H186ZM186 208L184 209L185 211H184V213L185 212H188V209H189V207H188V209H187V211H186ZM200 208V207H199ZM212 208V207H211ZM31 209V208H30ZM131 209V208H130ZM233 209H234V207H233ZM171 210V209H170ZM190 210V209H189ZM194 210V209H193ZM197 210V209H196ZM195 210V211H196ZM212 210V209H211ZM230 210H232V209H230ZM229 210V211H230ZM183 211V210H182ZM181 211V212H182ZM203 211V210H202ZM206 211V210H205ZM234 211H235V209H234ZM232 212L230 215H232L233 213H236V212ZM171 212V211H170ZM174 212H172V213H174ZM178 212V213H177ZM190 212V211H189ZM231 212V211H230ZM167 213V212H166ZM184 213L182 214V215H184ZM194 213V212H193ZM224 213V214H223ZM170 214V213H169ZM176 214H174V215H176ZM180 214V213H179ZM186 214V213H185ZM200 214V213H199ZM205 214V213H204ZM226 214H228L229 215V213H226ZM167 215V214H166ZM193 215V214H192ZM207 215V214H206ZM228 215H225L224 217H225V219H226V217H228ZM168 216V215H167ZM186 215H184V217H185ZM171 217V216H170ZM176 217H178L177 215L174 217V218H176ZM200 217V216H199ZM230 217H232V216H230ZM181 217H179V219H180ZM196 218V217H195ZM203 218V217H202ZM206 218H207V216H206ZM30 219V218H29ZM189 219V218H188ZM228 219V221H230L229 219V217L227 218ZM204 220V219H203ZM176 221V220H175ZM188 221V220H187ZM207 221V220H206ZM225 222L227 221V220H224ZM185 222V221H184ZM189 222V221H188ZM187 222V223H188ZM192 222V221H191ZM177 223V222H176ZM179 223V222H178ZM196 223V222H195ZM227 223V222H226ZM33 224V223H32ZM160 224V223H159ZM173 224V223H172ZM183 224V223H182ZM181 224V225H182ZM191 224V223H190ZM225 224V223H224ZM155 225V224H154ZM157 225L158 224H156V228H157ZM180 225V224H179ZM187 225H189V224H187ZM186 225V226H187ZM192 225V224H191ZM226 225V224H225ZM174 226H176V225H174ZM185 226V225H184ZM206 226V225H205ZM35 227V226H34ZM159 227V226H158ZM190 227V226H189ZM203 227V226H202ZM201 227V228H202ZM211 227V226H210ZM172 228V227H171ZM178 228V227H177ZM181 228V227H180ZM198 228H200V227H198ZM168 229V228H167ZM205 229V228H204ZM170 230V232H172L171 231V229H169ZM177 229H175V231H176ZM196 230V229H195ZM213 230V229H212ZM229 230V229H228ZM232 230V231H231ZM174 231V232H175ZM178 231V230H177ZM189 231V230H188ZM225 231V230H224ZM14 232V231H13ZM12 231H8L7 232V238L9 239V241L10 240H14L15 238H18V236H19V231H15V233H13ZM157 232V231H156ZM155 232V233H156ZM182 232V231H181ZM180 232V233H181ZM190 232V231H189ZM201 232H203V231H201ZM200 232V233H201ZM192 233V232H191ZM130 234V233H129ZM134 234V233H133ZM172 234H173V232H172ZM181 234H184V233H181ZM214 234V233H213ZM234 234V233H233ZM131 235V234H130ZM156 235H157V233H156ZM167 235V234H166ZM188 235H189V233H188ZM194 235V234H193ZM206 235V234H205ZM232 235V234H231ZM164 236V235H163ZM171 236V235H170ZM226 236V235H225ZM234 236H235V234H234ZM209 237V236H208ZM215 237H216V235H215ZM222 237V236H221ZM220 237V238H221ZM138 238V237H137ZM199 238V237H198ZM207 238V237H206ZM211 238V237H210ZM159 239V238H158ZM216 238H214V240H215ZM223 239V238H222ZM233 239V238H232ZM238 239V238H237ZM139 240V239H138ZM160 240V239H159ZM185 240V239H184ZM209 240V239H208ZM230 240V239H229ZM140 241V240H139ZM158 241V240H157ZM161 241V240H160ZM178 241V240H177ZM186 241H187V239H186ZM189 241V240H188ZM194 241H196V240H194ZM205 241V240H204ZM138 242V241H137ZM184 242V241H183ZM183 242H181V244L183 243ZM200 242V241H199ZM33 243V242H32ZM180 243V242H179ZM188 243V242H187ZM186 243V244H187ZM189 245H191V240L189 241ZM172 244V243H171ZM195 244V243H194ZM200 244H201V242H200ZM210 244V243H209ZM33 245V244H32ZM168 245V244H167ZM174 245V244H173ZM188 245V246H189ZM211 245V244H210ZM234 245V244H233ZM102 246V245H101ZM111 246V245H110ZM169 246V245H168ZM184 246H187V245H184ZM184 246H181V247H184ZM196 247H198L197 246V244L195 245ZM104 247V246H103ZM145 247V246H144ZM170 247H172V246H170ZM191 247H194V245L193 246H191ZM143 248V247H142ZM206 248H208L207 246H206ZM35 249V248H34ZM137 250H138V248H136ZM166 249H167V247H166ZM172 249V248H171ZM173 249H176V248H173ZM191 249V248H190ZM229 249H230V247H229ZM228 249V250H229ZM27 250V249H26ZM135 251L136 253L138 252V251ZM164 250V249H163ZM170 250V249H169ZM184 250V249H183ZM187 250V249H186ZM188 250H189V248H188ZM187 250V251H188ZM147 251V250H146ZM176 251V250H175ZM225 251V250H224ZM155 252V251H154ZM165 252H167V251H165ZM215 252V251H214ZM217 252V251H216ZM27 253V252H26ZM161 253V252H160ZM159 253V254H160ZM176 253V252H175ZM193 253V252H192ZM201 253V252H200ZM96 254V253H95ZM100 254H102V253H100ZM136 255V254H135ZM152 255V254H151ZM217 255V254H216ZM101 256V255H100ZM140 256V255H139ZM154 256V255H153ZM174 256V255H173ZM17 258H19L18 256H16ZM151 257V256H150ZM211 257H213V256H211ZM216 257V256H215ZM142 258V257H141ZM175 258V257H174ZM206 258V257H205ZM99 259H100V257H99ZM170 259H171V257H170ZM173 259V258H172ZM215 259V258H214ZM217 259V258H216ZM226 259H228V258H226ZM96 260V259H95ZM175 260V259H174ZM202 260H203V258H202ZM206 260V259H205ZM223 260H225V258L223 259ZM56 261V260H55ZM142 261V260H141ZM190 261H191V259H190ZM189 261V262H190ZM57 262V261H56ZM144 262H146V261H144ZM205 262V261H204ZM153 263V262H152ZM217 263H219V262H217ZM139 264V263H138ZM141 264V263H140ZM205 264V263H204ZM207 264H208V262H207ZM211 264H212V262H211ZM216 264V263H215Z\"/></svg>","mask_w":264,"mask_h":264},{"label":"crops","instance_id":"obj_3","mask_svg":"<svg viewBox=\"0 0 264 264\" xmlns=\"http://www.w3.org/2000/svg\"><path fill=\"white\" fill-rule=\"evenodd\" d=\"M48 2H46L47 5ZM36 5H33V9H35ZM41 8L44 6H40ZM47 7V6H45ZM29 8V7H28ZM23 7L21 4V1L15 2V4L11 5L7 3L6 5L3 6V21L10 22L12 21L13 23L16 22L17 14L19 11H22ZM45 9V8H44ZM7 11L6 14L4 15V11ZM47 15L51 16L48 12H46ZM2 54V53H1Z\"/></svg>","mask_w":264,"mask_h":264},{"label":"built area","instance_id":"obj_4","mask_svg":"<svg viewBox=\"0 0 264 264\" xmlns=\"http://www.w3.org/2000/svg\"><path fill=\"white\" fill-rule=\"evenodd\" d=\"M3 41V43L7 44V45H10V43H12L13 41L9 38V37H5L4 39L2 38L1 39ZM2 55H7L8 54V49L5 47L3 50H2Z\"/></svg>","mask_w":264,"mask_h":264}]
</instances>
